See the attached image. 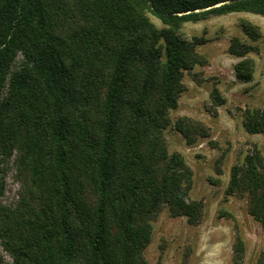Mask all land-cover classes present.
<instances>
[{
  "label": "trees",
  "instance_id": "16d2710c",
  "mask_svg": "<svg viewBox=\"0 0 264 264\" xmlns=\"http://www.w3.org/2000/svg\"><path fill=\"white\" fill-rule=\"evenodd\" d=\"M236 13L264 17V0H0V244L11 259L0 264H148L165 207L202 222L193 171L166 131L185 74L202 63L203 41L185 39L184 26ZM241 28L263 37L251 22ZM229 53L241 59L237 79L253 80L259 48L234 38ZM211 101L225 104L216 88ZM243 125L264 136V110H247ZM174 127L188 145L205 134L188 119ZM11 169L21 191L7 206ZM226 194H246L264 230L259 147L232 168ZM245 255L237 234L233 264Z\"/></svg>",
  "mask_w": 264,
  "mask_h": 264
},
{
  "label": "rangeland",
  "instance_id": "374dc122",
  "mask_svg": "<svg viewBox=\"0 0 264 264\" xmlns=\"http://www.w3.org/2000/svg\"><path fill=\"white\" fill-rule=\"evenodd\" d=\"M152 21L164 28L156 18ZM242 21L259 26L262 39L253 41L246 36ZM183 36L189 42L203 41L197 47L202 63L185 74V90L179 108L170 114L173 125L166 137L170 152L181 154L193 171L190 198L204 203L205 215L199 225L192 226L186 217H174L165 207L152 222L145 258L148 264H233V246L240 234L246 245L244 264H256L264 252V230L250 215L246 194L229 197L226 193L232 168L242 164L255 146L264 154V136L247 133L243 125L247 110H264V17L250 13L214 17L186 24ZM234 38L259 48V53L249 55L256 64L250 82L236 77L235 67L241 59L229 53ZM215 88L225 100L218 108L211 101ZM180 119H188L206 136H197L194 144L188 145L174 127ZM20 191L16 172L11 169L2 204L15 205ZM0 258L11 263L1 244Z\"/></svg>",
  "mask_w": 264,
  "mask_h": 264
}]
</instances>
